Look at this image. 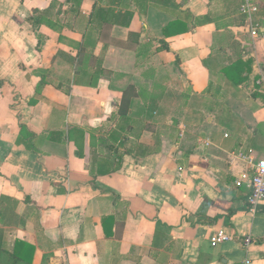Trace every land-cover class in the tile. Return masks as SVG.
<instances>
[{
	"label": "crops",
	"instance_id": "crops-1",
	"mask_svg": "<svg viewBox=\"0 0 264 264\" xmlns=\"http://www.w3.org/2000/svg\"><path fill=\"white\" fill-rule=\"evenodd\" d=\"M253 2L250 21L239 0H0V264H28L16 242L30 264H264V203L235 186L264 158ZM129 85L125 151L100 175Z\"/></svg>",
	"mask_w": 264,
	"mask_h": 264
},
{
	"label": "trees",
	"instance_id": "trees-1",
	"mask_svg": "<svg viewBox=\"0 0 264 264\" xmlns=\"http://www.w3.org/2000/svg\"><path fill=\"white\" fill-rule=\"evenodd\" d=\"M107 11H108L107 9L102 8L101 13H100V18L102 19L101 22L104 24H105L104 13ZM125 16L126 15L116 16L113 19H111L109 22L112 26L127 27L129 22H130V16L128 15L129 19L126 21L124 20ZM197 20L199 21V19H197ZM176 25H177V23H171L168 25V29H172ZM137 37H138V35L129 34L128 43L110 40V39H108L106 34L102 35V37L100 39H101V41L108 42V43L115 45V46H118V47L134 49L135 47L132 45L137 44ZM164 49H167L166 44H164ZM78 57H79V59H78L79 64L80 63H87L89 61V56H87V55H85V56L84 55H81V56L78 55ZM85 65L86 64H84L83 66H85ZM79 71H80V73H78V75L87 76V71H86L85 67ZM102 74H103L102 69H100V68L96 69L94 71V73L89 76V80L87 82V85L92 86V87L95 86L97 80L102 76ZM42 87H43V84H40L38 86L37 91L39 92ZM58 88H59V86H58ZM137 97H138V93H136L135 88L131 85L127 86L122 91L121 100L117 106V113H116V116H117V119L119 122L116 124V126L108 134L107 139H103V138L99 139V142L103 146L106 147V154H105V161H104L105 163L98 166V168H97V173L100 175L111 173V172L117 170L119 167V161L121 160L123 153H119L118 149L123 148V152L125 151L124 150V143L126 140H128V137L126 135L127 132L125 133V130H126V126H128L130 124L129 110L132 106L133 100ZM129 128L132 129V137L137 138L139 136V135H137L138 129L137 128L134 129L135 127H129ZM110 143L114 144L116 147L114 148L113 146H110L111 145ZM127 152H129V150H127ZM110 158L117 160L118 163H115V164L109 163ZM13 253H14V256H17L22 260L26 259V262L28 264H30L32 261L34 248L31 246H28L22 242H16L15 249H14Z\"/></svg>",
	"mask_w": 264,
	"mask_h": 264
},
{
	"label": "built area",
	"instance_id": "built-area-1",
	"mask_svg": "<svg viewBox=\"0 0 264 264\" xmlns=\"http://www.w3.org/2000/svg\"><path fill=\"white\" fill-rule=\"evenodd\" d=\"M239 13L248 17L252 21L259 11L258 6L253 0H239ZM264 93V74L260 75L257 82ZM236 187L244 186L248 190L247 205L250 212H254L255 208L264 203V158L258 161L252 159L247 160V168L245 171L239 173L235 180ZM230 237L223 232H216L210 238V245L215 247L216 245L229 241ZM244 246H248L252 243V239L247 236L242 239Z\"/></svg>",
	"mask_w": 264,
	"mask_h": 264
}]
</instances>
